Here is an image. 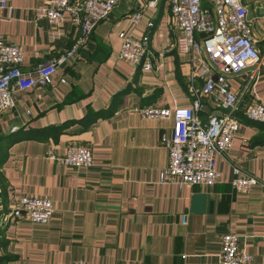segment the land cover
<instances>
[{
  "label": "crops",
  "instance_id": "1",
  "mask_svg": "<svg viewBox=\"0 0 264 264\" xmlns=\"http://www.w3.org/2000/svg\"><path fill=\"white\" fill-rule=\"evenodd\" d=\"M3 1L0 41L20 47L21 71L47 64L74 43L77 31L66 14L53 32L33 20L41 0ZM240 2L259 60L227 80L238 109L252 100L264 106V0ZM120 32L147 36L149 72L116 57ZM177 35L167 0H121L47 87L14 94L13 108L0 113V215L22 197L47 200L52 214L46 224L0 222V264H219L223 233L264 264V126L240 117L227 152L214 156L211 187L158 181L167 163L159 140L173 123L142 119L136 110L189 108L191 89L198 93L202 81L195 71L205 62L201 53L176 54ZM199 103V123L223 113L204 96ZM69 143L89 147L88 167L46 160ZM232 168L258 184L235 193Z\"/></svg>",
  "mask_w": 264,
  "mask_h": 264
},
{
  "label": "built area",
  "instance_id": "2",
  "mask_svg": "<svg viewBox=\"0 0 264 264\" xmlns=\"http://www.w3.org/2000/svg\"><path fill=\"white\" fill-rule=\"evenodd\" d=\"M121 0H41L32 8L33 20H43L53 32L62 26L66 14L77 36L72 46L47 64L35 67L31 72L20 70L21 49L0 41V113L13 108L16 92L45 88L50 75L67 61L75 59L77 52L87 42L89 35ZM169 14L178 31L173 44L176 54L193 53L204 55L205 62L197 67L196 77L201 85L198 93L191 89L190 107L185 109L139 108L138 116L145 120L171 119L172 130L167 139L160 138L166 151V166L159 172V183L176 184L178 187H211L217 177L214 172V156L227 152L240 117L251 123L264 126V106L252 100L237 108V100L228 88L227 80L251 70L258 62L250 37L246 19V8L240 0H167ZM0 8L5 3L0 0ZM141 10L134 12L130 23L140 17ZM150 26V24H149ZM120 46L116 57L142 71L152 69L146 35L130 38L118 33ZM256 74L250 71L248 84L254 82ZM63 84V80L59 81ZM204 96L213 105L223 110L218 117H210L199 123L194 113L201 106L199 97ZM238 110L239 117L232 114ZM46 160L70 168H85L91 164L87 145L69 143L62 155L47 153ZM229 186L235 193H247L258 184L256 179L232 168ZM52 214L50 203L45 199L22 197L6 213H1L0 222L26 220L31 224H46ZM184 223V219H181ZM219 264L255 263L249 255L238 251V240L234 235L223 233L219 237ZM81 264V263H75Z\"/></svg>",
  "mask_w": 264,
  "mask_h": 264
}]
</instances>
